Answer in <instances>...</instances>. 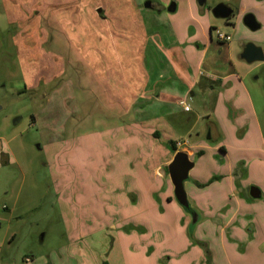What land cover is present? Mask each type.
Returning <instances> with one entry per match:
<instances>
[{"label":"rangeland","instance_id":"obj_1","mask_svg":"<svg viewBox=\"0 0 264 264\" xmlns=\"http://www.w3.org/2000/svg\"><path fill=\"white\" fill-rule=\"evenodd\" d=\"M198 1L0 0V264L206 261L210 221L192 225L155 170L163 176L172 145H218L215 131L227 139L229 125L247 126L235 196L264 236V146L252 119L264 137V61L240 58L264 39V0ZM218 4L233 16L215 19ZM249 11L257 32L243 25ZM166 91L171 100L153 99ZM210 161L198 162L202 179L221 172ZM240 215L242 243L257 229ZM240 247L229 264H264V243L255 256Z\"/></svg>","mask_w":264,"mask_h":264},{"label":"crops","instance_id":"obj_2","mask_svg":"<svg viewBox=\"0 0 264 264\" xmlns=\"http://www.w3.org/2000/svg\"><path fill=\"white\" fill-rule=\"evenodd\" d=\"M151 3H153L152 5L155 8H152L149 10L157 11V12H161L164 10V8L160 7L159 5H155L154 2H151ZM259 6H260V3L256 7H259ZM263 12L260 17L262 23H264V13ZM249 13L254 15L251 11H249ZM256 20L259 23L260 29H261L262 24L259 22L257 18ZM257 45L263 51L264 39L262 40L260 39L257 42ZM232 77H233V74H229L228 76L223 77L222 80L231 79ZM187 94L188 96L194 95L191 91H188V93L187 92L184 93V96H187ZM152 95L154 97L153 99H156V101H160L161 98H163L164 100H171L170 98H172L173 96L172 93H169L167 91L165 93L159 92L157 94H152ZM249 108L251 109L250 106ZM239 110L241 111L242 109L240 108ZM252 119H253L254 124L257 125L255 127H257L261 145L264 146V137L261 132L262 131L261 126L258 124V121L256 120L254 116H252ZM237 121L238 120H236L234 124H237L238 123ZM212 128L215 131L214 125L212 126ZM226 128L229 129V131H227L228 132L227 139H224V140H221L219 137V134L217 133V130L215 131V136L216 138H218L220 142V144L218 145L206 147L204 144H202L201 141H197L193 146H190L189 148H182L180 150V151L186 152L189 158L195 163L194 168L189 173V177H190L189 180L191 179L189 193H190L191 201L193 203V207L191 208L197 214V222L196 224H194V226L197 225L198 223L202 224L203 222H206L205 221L206 219L211 222V223L208 222L210 224V227L208 228V231L205 232L207 233L206 235L209 241L208 259L205 261L203 256L201 257L200 253H198L195 257L196 261H192L191 264H229V257L232 256V254L233 256H237L239 258L242 257V255L238 256L236 253L237 252L236 243H239V246L242 247V248L240 247V249H242L244 253L243 255H247V253H249V255L251 256L257 255L259 246H261V244L264 243L263 233H261L259 230V226H260L259 224L261 223V219L257 218L255 214L254 216H251L249 219H248V216L245 217L246 215H244L246 214L248 208H249L248 209L249 212L253 213V210H252L253 206L251 204L249 205L242 204V202L239 200V197L237 198L235 196L236 195V191H235L236 180L238 179L239 176L242 175L241 170H240L241 168H239L238 165H240L241 162L243 163V161L241 160L242 157L238 159L234 157L233 155L235 153L241 154L242 152H245V150H247L245 147L247 145L246 137L248 133L242 134L241 132H239L244 129L247 130V126L245 125L241 126L240 124V125H237V127L235 128L233 125H229V126H226ZM237 134L239 137L235 136ZM178 151L179 150L176 149V152ZM176 152H173L172 156ZM206 152L209 153L212 159L214 160V161H210L211 164H213V166H216V167L218 166V171H221V172H219L216 175L215 174L211 175L210 177H207V179H202L201 178L202 173H200L201 171L197 169V165H198V162L207 155ZM199 153H200V156H197ZM262 154L264 155V151ZM145 155L148 156L147 154ZM217 159H218V162L216 163L215 160ZM165 165L166 164H164L163 166ZM132 169L135 170V167H133ZM141 170L144 173H146L145 172L146 168H143ZM158 170L159 168H156L155 170L156 177L158 179L164 180L163 187L165 186L164 188L166 190H168L169 188V190L172 191V185L170 183V180L166 177H163L158 172ZM213 178L215 179L212 182H210V180ZM225 181H227L226 184H225ZM133 184L135 185V180H133ZM220 188L224 190L223 193L221 192ZM132 190L135 191V188H133ZM152 192L153 191H151L149 196H147L149 199V202L147 201V203L148 204L150 203L149 205H151ZM221 196L222 198H220ZM138 201L139 200L136 196V198L134 199V202H135L134 205H137L136 203ZM226 204H229V206L226 207ZM223 211L224 213L221 214V212ZM240 214H243L242 215L244 216L243 218H247L249 220V221H243L244 222L243 225L247 226V224L250 223L251 224V228H250L251 230L249 229L250 232H253L255 230V227L257 229L254 234L255 238L252 236L253 234H251L250 240L245 239L242 243H240L241 239L243 237L245 238V236L247 235H245L244 233L245 228L242 227V222L238 220V218H240L239 216H241ZM187 216L190 217L189 215ZM124 220L125 218L119 219V221H124ZM206 235L204 237H206ZM200 236L198 239L202 240ZM225 237L228 239V242H226ZM131 246L132 245H130L129 249L131 248Z\"/></svg>","mask_w":264,"mask_h":264},{"label":"water","instance_id":"obj_3","mask_svg":"<svg viewBox=\"0 0 264 264\" xmlns=\"http://www.w3.org/2000/svg\"><path fill=\"white\" fill-rule=\"evenodd\" d=\"M199 6L204 4V0L198 1ZM144 8L149 10L153 8L151 2H146ZM168 13H174L176 5L171 3L167 7ZM98 12L100 10H97ZM215 19L228 20L233 16V10L225 4L216 5L211 11ZM243 25L250 32H257L260 29V25L256 18L252 14H246L243 17ZM241 60L246 64L251 65L253 63L263 62L264 53L260 47L255 46L252 43L245 45L240 55ZM195 163L189 158L188 154L183 151H178L174 154L172 160L168 165L163 166L161 172L164 177L170 180L172 185V194L175 203L192 219V224H196L197 218L195 212L189 204L187 193L185 191V184L189 181V173L194 168ZM249 195L252 199L258 200L261 197L259 189L250 188Z\"/></svg>","mask_w":264,"mask_h":264},{"label":"built area","instance_id":"obj_4","mask_svg":"<svg viewBox=\"0 0 264 264\" xmlns=\"http://www.w3.org/2000/svg\"><path fill=\"white\" fill-rule=\"evenodd\" d=\"M215 34H216L217 41L222 42V43H227L231 39L230 36L223 35V34L219 33L218 31H216ZM180 105H183L184 106V104L182 102H180ZM184 111L185 112L189 111V108L187 106H184Z\"/></svg>","mask_w":264,"mask_h":264},{"label":"trees","instance_id":"obj_5","mask_svg":"<svg viewBox=\"0 0 264 264\" xmlns=\"http://www.w3.org/2000/svg\"><path fill=\"white\" fill-rule=\"evenodd\" d=\"M172 150H173V152H176V148H175L174 145H172ZM197 156H200V153H199ZM214 179H215V178L211 179L210 182H212ZM193 211H194V210H193ZM194 212H195V211H194ZM195 217L197 218V214H196V212H195ZM102 264H105V263H102Z\"/></svg>","mask_w":264,"mask_h":264},{"label":"flooded vegetation","instance_id":"obj_6","mask_svg":"<svg viewBox=\"0 0 264 264\" xmlns=\"http://www.w3.org/2000/svg\"><path fill=\"white\" fill-rule=\"evenodd\" d=\"M153 4V3H152ZM153 8H155V7H153Z\"/></svg>","mask_w":264,"mask_h":264}]
</instances>
